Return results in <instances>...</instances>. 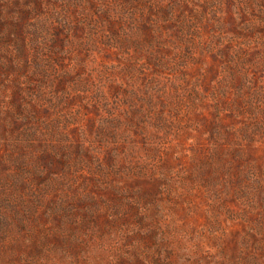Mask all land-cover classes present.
<instances>
[{
	"label": "rangeland",
	"instance_id": "obj_1",
	"mask_svg": "<svg viewBox=\"0 0 264 264\" xmlns=\"http://www.w3.org/2000/svg\"><path fill=\"white\" fill-rule=\"evenodd\" d=\"M30 167L0 264H264V0H0V181Z\"/></svg>",
	"mask_w": 264,
	"mask_h": 264
},
{
	"label": "trees",
	"instance_id": "obj_2",
	"mask_svg": "<svg viewBox=\"0 0 264 264\" xmlns=\"http://www.w3.org/2000/svg\"><path fill=\"white\" fill-rule=\"evenodd\" d=\"M64 155H67V152H64ZM65 163V161H63ZM38 164V162H37ZM35 166V165H34ZM24 167V164H20V167H18V169L20 171H22ZM24 174L28 175V176H19L17 175L16 177L14 176H10L9 179H4V182H1L0 181V189H2V191L0 190V196H1V199H2V202L3 203H6L8 206H10L9 203H11V194L10 193H6V190L5 189H8L6 188V186L10 187L12 189V191L14 192V194L16 195V192L21 189V190H24V195L26 196L27 195V190H26V185H29L30 183H34V182H37V180H42L43 178L40 177V174L37 172V169L36 168H33V167H30V169L27 171V172H23ZM48 188V186H46V189ZM48 189H53V187L50 185V187ZM45 191L46 190H42V191H33L34 193V200H31V202H34L36 203V205L42 203V201L44 200V194H45ZM23 196V195H22ZM14 198V197H13ZM21 199V200H20ZM72 202H75L74 199L72 198H69ZM13 203H17L19 204L20 206L23 204V197L19 196V201L17 200H12ZM66 203L63 201V199L61 197H57L55 200L53 201H50L49 203H47L46 205V209L48 212H45V215H44V220L48 219L51 215L53 216H57L58 214L56 213V210L55 208H53L52 206H55V205H65ZM28 209H31L29 208V206L27 205V208L26 210ZM34 210V208L32 207L31 209V212ZM59 217V216H58ZM75 226L77 225L76 222H74ZM50 226V225H48ZM55 229L57 228H60V224L58 225H55L53 226ZM50 228V227H49ZM76 228V227H75ZM51 230V228L47 231L49 232ZM39 239V236L35 235V240H38ZM38 244L37 242L34 243V248L36 250H38ZM30 251H33L31 250L30 248Z\"/></svg>",
	"mask_w": 264,
	"mask_h": 264
}]
</instances>
